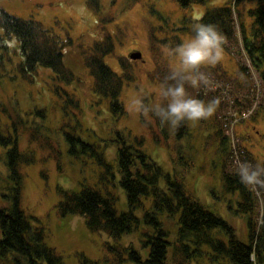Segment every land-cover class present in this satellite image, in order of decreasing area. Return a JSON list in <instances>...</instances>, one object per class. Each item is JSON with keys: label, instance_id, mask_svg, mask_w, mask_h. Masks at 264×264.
Returning <instances> with one entry per match:
<instances>
[{"label": "trees", "instance_id": "16d2710c", "mask_svg": "<svg viewBox=\"0 0 264 264\" xmlns=\"http://www.w3.org/2000/svg\"><path fill=\"white\" fill-rule=\"evenodd\" d=\"M136 1L133 0L134 3ZM174 1L180 7L189 9L208 0ZM89 3L100 11L99 0H90ZM112 19L103 18L104 29ZM200 21L217 26L226 40V52L239 31L243 47L264 81V0H229L224 5L206 9ZM193 23L192 16L184 17V25L170 27L164 36L158 34L159 29L163 28L152 26V48L158 44H166L170 48L181 44V35H194L191 31ZM0 29V70H7V64L15 65L16 73L34 82L39 67L51 69L56 75V91L64 97V116L68 117L71 109L72 117L77 125H81L79 119L84 113L81 98L68 87L74 83L76 76L64 63L65 47L73 45L75 41L70 37L62 40L37 19L22 18L6 11H0ZM78 46L84 65L93 77L94 94L108 100L113 119L119 121L127 113L121 99L124 84L135 79L131 61L123 57L120 59L122 74L107 65L105 56L115 51V40L110 31L90 46ZM168 72L167 65L157 64L149 73V79L162 84ZM192 90L188 88L189 93ZM159 99L154 93L149 97L152 103ZM3 114L9 117V122L4 120L2 123ZM48 116L45 107L34 106L23 114L0 101V145L7 147L5 163L14 185L11 204H0V264H64L63 256L47 244V228L20 204L25 178L22 165L35 163L39 150L47 151V156L56 158L62 172L63 136L70 156H93L104 167L102 179L110 180V175L114 179L116 177L99 143L88 142L79 135L69 117L62 120L59 126L52 127L47 124ZM142 121L151 129L154 141L167 146L174 163L172 172L166 171L142 149L144 137H133L129 131L116 129L117 139L110 140L106 146L111 141L117 145L118 183L127 195L128 210L119 212L114 195L103 194L95 186L82 184L79 191L58 187L61 196L56 205L58 215L85 216L91 231L107 233L113 239V243H105L113 255L111 264H126L127 261L168 264L170 257L175 264H192L193 260L205 254H208L211 262L218 264H264V198L259 203L256 191L240 182L238 171L229 170V164H234L231 137L224 133V124L216 113L212 116V132L206 137V143L216 146L223 191L229 195L230 202L237 203L235 212L246 218L247 242L240 239L236 227L202 203L186 186L187 177L195 167L186 144V138L190 135L189 121H182L178 127L172 128L167 123L162 125L151 113L148 117L143 115ZM24 133H27L33 148L21 149L20 138ZM247 157L243 159L244 162L253 166L259 163L250 155ZM260 165L264 166V163ZM259 189L263 190V187ZM147 198L152 199L150 207H146L144 199ZM138 208L144 210L143 219L136 214ZM162 214L167 215V220L174 221V240H170L171 231L160 219ZM141 224L150 228L144 232L142 242L143 249L147 250L145 257L133 244L123 245L119 242L125 234L138 230ZM204 246H208L210 251H206ZM81 257L84 262L88 261L82 254Z\"/></svg>", "mask_w": 264, "mask_h": 264}, {"label": "rangeland", "instance_id": "374dc122", "mask_svg": "<svg viewBox=\"0 0 264 264\" xmlns=\"http://www.w3.org/2000/svg\"><path fill=\"white\" fill-rule=\"evenodd\" d=\"M90 0H0V11H6L22 18H34L50 29L62 40L72 38L75 43L65 47L64 63L76 76L74 83L68 85L81 98L84 113L80 123L72 117L69 109L70 123L76 126V132L88 142L99 143L104 148L106 160L113 166L115 179H102L104 167L100 166L93 156L81 154L70 156L66 142L61 136L63 156L59 170L58 160L49 157L47 151L37 152V161L33 164H23L25 178L22 184L20 204L28 214L40 219L48 230L47 244L54 247L63 256L64 264H111L113 255L107 250L105 243H113V239L105 232L91 231L82 215L60 217L56 205L61 199L58 187L71 191H79L82 184L98 188L103 194L116 197V208L119 212L128 210V199L125 191L118 183L117 145L110 140L117 139L116 129L131 132L132 136L145 138L142 149L160 163L166 171L172 172L174 163L165 144L158 145L151 129L142 121L143 113L136 110L137 101L147 95V90L159 97V82H152L149 73L157 64L168 67L174 64L175 57L166 55L164 49L171 48L166 44L155 45L153 49L150 40L152 26L159 28V36L173 26L184 25V17L201 18L208 8L224 5L229 0H208L205 4L184 9L174 0H99L101 9L96 11ZM133 2V3H132ZM113 18L103 28V18ZM110 31L115 40V51L105 56L107 65L122 74L120 59L127 58L133 67V81H126L121 99L126 108V115L115 121L108 107V100L98 97L92 90L93 77L84 65L79 44L90 46ZM1 32V29H0ZM191 35H181L182 42ZM16 41V40H15ZM14 45V44H12ZM16 45V44H15ZM139 50L141 59H131L130 53ZM15 66V65H14ZM14 66L7 64V70H0V101L13 109L27 112L28 109L45 107L48 109L47 124L56 127L64 116V97L60 96L55 84V73L47 67H39L34 82L23 79L15 72ZM243 68V69H242ZM209 74L211 81L206 87L193 89L190 93L206 103L214 98L219 99L215 113L224 124V133L231 137L233 162L229 170H237V161L246 163L247 156L264 163V81L259 71L251 63L238 31L235 41L229 50L224 51L223 59L215 66L206 65L202 68ZM80 80V82H79ZM144 88L141 92L140 89ZM151 93V94H152ZM160 98V97H159ZM66 117V118H65ZM9 117L2 116L3 121ZM205 122H202V121ZM212 116L199 121H189V133L186 144L190 148L195 167L187 177L186 186L195 196L211 210L217 212L237 228L242 241H248L246 218L235 212L237 203L228 200L221 183V165L215 144L208 146L206 137L212 132ZM23 150L30 146L28 135L20 138ZM7 147L0 145V204L10 205L13 201V181L6 167ZM248 163V162H247ZM252 187V186H251ZM263 202L264 187H252ZM146 207H150L152 199H144ZM137 216L143 219L144 210L138 208ZM260 217L262 210L260 207ZM160 219L171 231L170 240H174L176 226L173 220H167L162 214ZM148 227L141 224L132 233L125 234L119 241L123 245L133 244L145 257L147 250L143 249L144 232ZM150 229V228H148ZM223 238V235H220ZM210 251L208 246H204ZM81 254L88 260L84 262ZM126 264H138L127 261ZM168 264H175L172 257ZM192 264H218L211 262L208 254L193 260Z\"/></svg>", "mask_w": 264, "mask_h": 264}, {"label": "clouds", "instance_id": "9594fccd", "mask_svg": "<svg viewBox=\"0 0 264 264\" xmlns=\"http://www.w3.org/2000/svg\"><path fill=\"white\" fill-rule=\"evenodd\" d=\"M193 20L191 31L194 35L171 50L164 49L165 54L175 57L176 62L169 66V72L163 78L158 91L160 99L155 103L150 102L152 89L149 88L144 99L136 102L138 112H142L145 117L151 113L162 125L167 123L172 128L185 120L208 119L219 106L218 98L206 103L192 96L188 88L196 89L210 84L211 78L202 68L206 65L215 66L223 59L226 40L216 25L203 23L199 17H193ZM140 91L143 92L144 88ZM236 163L241 183L264 187V166L259 163L255 166L239 161Z\"/></svg>", "mask_w": 264, "mask_h": 264}, {"label": "water", "instance_id": "95a60500", "mask_svg": "<svg viewBox=\"0 0 264 264\" xmlns=\"http://www.w3.org/2000/svg\"><path fill=\"white\" fill-rule=\"evenodd\" d=\"M129 57L131 59H141L142 53L139 50H135V51H133V52L130 53Z\"/></svg>", "mask_w": 264, "mask_h": 264}]
</instances>
